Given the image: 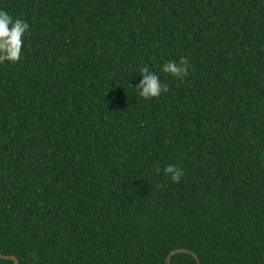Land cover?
Here are the masks:
<instances>
[{
	"label": "trees",
	"instance_id": "1",
	"mask_svg": "<svg viewBox=\"0 0 264 264\" xmlns=\"http://www.w3.org/2000/svg\"><path fill=\"white\" fill-rule=\"evenodd\" d=\"M0 10L30 25L19 62L0 64L3 255L166 264L185 248L199 264H264V0ZM181 56L183 81L161 70ZM145 65L167 93L138 95ZM167 164L184 170L179 183L154 172Z\"/></svg>",
	"mask_w": 264,
	"mask_h": 264
},
{
	"label": "clouds",
	"instance_id": "2",
	"mask_svg": "<svg viewBox=\"0 0 264 264\" xmlns=\"http://www.w3.org/2000/svg\"><path fill=\"white\" fill-rule=\"evenodd\" d=\"M30 25L21 18H14L5 10H0V64L7 62L17 63L22 57L24 36L29 32ZM189 61L181 56L179 62L168 61L162 65V71L181 81L189 74ZM142 79L135 85L138 95L144 99L158 97L161 92L167 93L169 87L160 82L159 76L149 71L147 65L139 69ZM161 171L167 175L173 183H179L184 176V170L176 164H167L163 169L154 168L158 175ZM35 261V256L33 257Z\"/></svg>",
	"mask_w": 264,
	"mask_h": 264
},
{
	"label": "water",
	"instance_id": "3",
	"mask_svg": "<svg viewBox=\"0 0 264 264\" xmlns=\"http://www.w3.org/2000/svg\"><path fill=\"white\" fill-rule=\"evenodd\" d=\"M175 253H188V254H191L193 256V258L195 259V262L196 264H199V260L196 256V254L194 252H192L191 250L189 249H185V248H174L172 250H170L167 255L165 256V262L166 264H171L170 263V257L175 254ZM0 256L3 257V258H9V259H12L13 260V264H18V258L15 257V256H12V255H3L1 252H0Z\"/></svg>",
	"mask_w": 264,
	"mask_h": 264
}]
</instances>
